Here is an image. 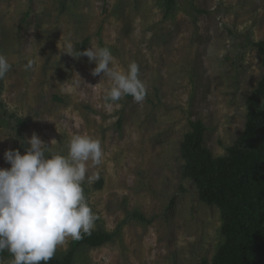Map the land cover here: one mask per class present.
Wrapping results in <instances>:
<instances>
[{"label": "rangeland", "instance_id": "374dc122", "mask_svg": "<svg viewBox=\"0 0 264 264\" xmlns=\"http://www.w3.org/2000/svg\"><path fill=\"white\" fill-rule=\"evenodd\" d=\"M165 11V0H0V54L11 65L0 78V167H10L4 152L23 154L21 141L33 133L56 140L51 150L65 155L73 134L103 148L101 163H88L83 191L92 230L115 236L82 248L73 264L212 262L225 241L219 208L183 176L181 145L197 120L213 157L228 156L244 135L249 99L264 79L256 45L264 0H176L174 14ZM87 37L88 47L111 50L118 70L138 64L142 103L125 96L106 106L109 80L75 54ZM67 44L76 57L64 53ZM72 242L55 256L66 257Z\"/></svg>", "mask_w": 264, "mask_h": 264}, {"label": "clouds", "instance_id": "9594fccd", "mask_svg": "<svg viewBox=\"0 0 264 264\" xmlns=\"http://www.w3.org/2000/svg\"><path fill=\"white\" fill-rule=\"evenodd\" d=\"M66 49L64 53L73 56L72 45L67 44ZM81 56L95 63L93 76L103 74L101 82L105 77L109 80L104 95L107 107L125 96L143 102L146 86L139 78L136 62L118 70L106 46H90L79 51L77 58ZM10 69L6 56L0 54V78ZM54 141L49 145L33 133L21 141L24 154L20 149L4 152L10 167H0V253L11 255L9 264H48L68 238L79 240L94 227L96 217L84 195L83 183L88 163H101V142L87 134H73L65 155L51 150ZM88 179L91 182V177Z\"/></svg>", "mask_w": 264, "mask_h": 264}, {"label": "trees", "instance_id": "16d2710c", "mask_svg": "<svg viewBox=\"0 0 264 264\" xmlns=\"http://www.w3.org/2000/svg\"><path fill=\"white\" fill-rule=\"evenodd\" d=\"M165 16L176 10V0H165ZM90 37L78 44L75 54L88 48ZM264 65V41L256 43ZM132 98L131 96H128ZM264 79L249 99L250 109L247 128L236 145L225 157H213L204 147L207 130L202 121H192L191 131L181 145L184 160L183 176L194 182L200 200L219 208L223 224L224 243L209 262L202 259L198 264H264ZM26 125L23 119H17ZM122 118L118 120L121 127ZM24 154V153H23ZM139 222L151 224L141 213L133 215ZM115 234L103 230L82 233L81 239L73 240L63 259L54 256L48 264H73L82 248H96L111 242ZM2 258H12L8 252ZM43 264V262H42Z\"/></svg>", "mask_w": 264, "mask_h": 264}]
</instances>
